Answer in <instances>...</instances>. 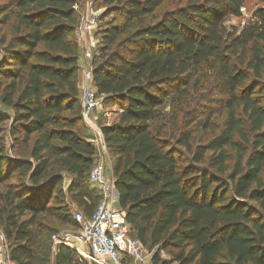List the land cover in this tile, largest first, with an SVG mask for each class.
I'll return each mask as SVG.
<instances>
[{"label": "trees", "instance_id": "1", "mask_svg": "<svg viewBox=\"0 0 264 264\" xmlns=\"http://www.w3.org/2000/svg\"><path fill=\"white\" fill-rule=\"evenodd\" d=\"M100 1L116 17L98 32L102 61L93 78L101 101L120 108L100 127L134 234L157 248L154 264L164 250L170 262L161 264H264V0L240 29L225 23L244 0H186L150 23L145 18L165 0ZM76 5L0 4V104L7 109L0 111V228L15 264H33L40 215L76 229L66 197L86 215L100 201L88 182L96 149L81 116ZM7 23L9 38L1 32ZM203 68L216 72L227 114L207 142L193 146L188 132L180 134L185 161L151 123L161 87L187 85ZM7 134L27 156L6 153ZM57 261L87 264L63 244Z\"/></svg>", "mask_w": 264, "mask_h": 264}, {"label": "rangeland", "instance_id": "2", "mask_svg": "<svg viewBox=\"0 0 264 264\" xmlns=\"http://www.w3.org/2000/svg\"><path fill=\"white\" fill-rule=\"evenodd\" d=\"M89 1L91 0H77L79 9L83 8ZM94 1L96 2L95 7L101 10L100 28L98 30L100 33L102 32L101 29L113 22L116 16L113 14L106 15V5L100 0ZM5 2L6 0H0V4ZM185 2L186 0H165L153 15L145 18L144 23L156 21L161 18L166 11L176 9L185 4ZM260 6H263V3L259 0H244L241 14L239 16L227 17L225 24L227 26H235L239 29L242 28L253 19L252 16L255 10ZM0 16H2V13H0ZM1 32H6L7 38H9L10 23L4 25ZM1 34L2 33H0V36ZM2 54V45L0 44V60L3 56ZM101 56V51L99 50L93 61L94 67L98 62L102 61ZM80 77L81 73L80 70H78V78L80 79ZM161 89L163 92V103L158 106L159 119L151 123V129L160 132L162 136L168 140L169 146L176 151V154L181 159L189 161V154L186 153L184 147L179 144L177 140L182 132H188L191 138L190 142L195 146L198 142H207L220 131L227 114V109L225 108V94L222 91L221 82L214 70L203 68L191 75L187 85H184L183 80H179L171 85H164ZM97 109H100L97 113L98 116H101V118L99 117V122H104L106 125L114 122L120 111L117 104L113 102L103 103V101H101ZM1 110L7 109L0 104V111ZM4 124L7 125V122ZM5 144L6 153L10 156L28 155L27 148L20 145L12 147V141L8 134L5 138ZM62 176L64 178L63 188L66 190L70 178L69 175L65 173ZM15 179L16 177H12L9 181L13 182ZM90 188L92 189L91 186ZM3 191L4 185L0 184V196ZM66 198L68 205L72 203L68 197ZM1 205L0 198V206ZM74 230L75 228L72 226L61 224L51 216L40 215L32 227L35 240V259L33 264H56L58 243L54 239V236L61 237ZM147 248H153L154 253L157 249L156 247ZM4 255L7 258L6 264H15L8 258V245L0 228V258ZM153 255L152 259L146 264H154ZM159 258L161 261L170 262V256L165 250L159 252ZM161 261H158L156 264H161ZM124 264L132 263L128 260L127 263ZM169 264L177 263L171 262Z\"/></svg>", "mask_w": 264, "mask_h": 264}, {"label": "built area", "instance_id": "3", "mask_svg": "<svg viewBox=\"0 0 264 264\" xmlns=\"http://www.w3.org/2000/svg\"><path fill=\"white\" fill-rule=\"evenodd\" d=\"M91 0L79 12L75 38L79 46L78 79L81 116L85 125L95 134L97 159L90 168L88 182L100 195V201L91 215L84 214L73 203L70 212L77 223L74 231L61 237L54 236L58 245L74 249L87 264H146L152 259L154 249H148L134 234L126 218V210L119 205L112 164L104 143L95 111L101 103L93 78V61L98 54L101 38L98 36L100 9ZM156 251V250H155ZM5 255L0 263L6 264Z\"/></svg>", "mask_w": 264, "mask_h": 264}, {"label": "crops", "instance_id": "4", "mask_svg": "<svg viewBox=\"0 0 264 264\" xmlns=\"http://www.w3.org/2000/svg\"><path fill=\"white\" fill-rule=\"evenodd\" d=\"M100 111V109H96L95 111V116L99 119V117L101 118V116H98L97 113ZM105 117V116H104ZM103 117V118H104ZM100 119L98 120V123L100 124ZM103 124H106L104 122H101ZM86 126V125H85ZM85 135L87 136L88 138V141L95 147L96 149V144H95V134L86 126V132H85ZM96 157H97V149H96ZM97 159V158H96ZM110 159V157H109ZM110 163L112 164L111 162V159H110Z\"/></svg>", "mask_w": 264, "mask_h": 264}, {"label": "water", "instance_id": "5", "mask_svg": "<svg viewBox=\"0 0 264 264\" xmlns=\"http://www.w3.org/2000/svg\"><path fill=\"white\" fill-rule=\"evenodd\" d=\"M59 248H60V245L57 246V256H56L57 260H58V250H59ZM56 262L58 263V261H56Z\"/></svg>", "mask_w": 264, "mask_h": 264}]
</instances>
